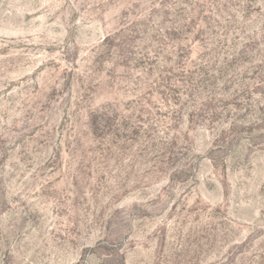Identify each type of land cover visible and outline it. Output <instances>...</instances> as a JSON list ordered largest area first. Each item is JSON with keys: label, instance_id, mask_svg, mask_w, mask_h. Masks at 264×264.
<instances>
[{"label": "rangeland", "instance_id": "1", "mask_svg": "<svg viewBox=\"0 0 264 264\" xmlns=\"http://www.w3.org/2000/svg\"><path fill=\"white\" fill-rule=\"evenodd\" d=\"M0 264H264V0H0Z\"/></svg>", "mask_w": 264, "mask_h": 264}]
</instances>
